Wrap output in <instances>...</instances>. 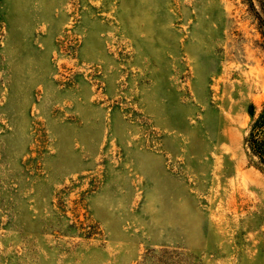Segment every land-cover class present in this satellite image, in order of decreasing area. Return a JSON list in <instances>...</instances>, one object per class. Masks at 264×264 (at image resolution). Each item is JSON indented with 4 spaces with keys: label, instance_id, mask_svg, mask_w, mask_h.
I'll return each mask as SVG.
<instances>
[{
    "label": "rangeland",
    "instance_id": "obj_1",
    "mask_svg": "<svg viewBox=\"0 0 264 264\" xmlns=\"http://www.w3.org/2000/svg\"><path fill=\"white\" fill-rule=\"evenodd\" d=\"M244 0H0V264H264Z\"/></svg>",
    "mask_w": 264,
    "mask_h": 264
},
{
    "label": "trees",
    "instance_id": "obj_2",
    "mask_svg": "<svg viewBox=\"0 0 264 264\" xmlns=\"http://www.w3.org/2000/svg\"><path fill=\"white\" fill-rule=\"evenodd\" d=\"M254 14L264 45V0H244ZM251 122L244 137L249 164L264 175V103L258 113L250 112Z\"/></svg>",
    "mask_w": 264,
    "mask_h": 264
}]
</instances>
